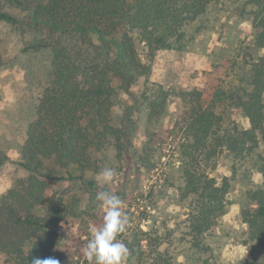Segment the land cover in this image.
Returning a JSON list of instances; mask_svg holds the SVG:
<instances>
[{
  "label": "trees",
  "instance_id": "trees-1",
  "mask_svg": "<svg viewBox=\"0 0 264 264\" xmlns=\"http://www.w3.org/2000/svg\"><path fill=\"white\" fill-rule=\"evenodd\" d=\"M223 1L0 0V31L15 29L24 53L51 52L23 147L21 166L30 176L0 197V255L9 264L48 256L81 264L62 243L60 226L75 220L90 227L100 213L96 195L85 203L68 191L54 192L52 185L81 183L86 172L98 174L110 164L121 174L153 172L168 152L173 162L165 180L187 212L181 243L201 254L210 250L207 240L217 234L231 191L229 179L212 176L218 157L252 161L264 177V0H244L262 54L239 83L169 91L150 76L157 53L184 50L188 28ZM5 66L0 36V72ZM231 109L241 112L247 127L229 118ZM143 112L150 123L168 115L173 120L138 147ZM241 220L248 227L244 243L264 251V181L247 193ZM143 237L141 264H181L158 230ZM203 255L197 263L211 264ZM250 264H264V254Z\"/></svg>",
  "mask_w": 264,
  "mask_h": 264
},
{
  "label": "rangeland",
  "instance_id": "rangeland-1",
  "mask_svg": "<svg viewBox=\"0 0 264 264\" xmlns=\"http://www.w3.org/2000/svg\"><path fill=\"white\" fill-rule=\"evenodd\" d=\"M244 0H224L214 6L187 30L186 44L181 51H159L154 59L150 80L172 91L178 88L201 89L222 85L229 88L239 83L249 71V63L262 54L254 46L256 31L244 7ZM15 15L25 17L20 9ZM0 36L4 42L6 66L0 72V197L6 194L19 180L27 179V172L21 163L24 160L23 147L27 128L35 118V106L50 73L51 52H23L21 39L12 27H2ZM122 98L125 99L124 95ZM118 111L120 109L118 108ZM173 113V109H171ZM174 114V113H173ZM229 118L240 126L247 127L238 110H229ZM140 117V118H139ZM138 117L139 128L135 136L138 147L148 142L150 135L169 126L173 115L159 123H150L143 112ZM172 152L159 163L158 170L140 172L131 169L117 175L113 182L104 184L93 172L84 174L83 182H63L52 185L54 192H70L85 203L100 191H109L123 201L122 212L129 217V224L117 239L128 249L123 264H139L141 251L139 240L143 232L156 229L167 237L170 251L181 264H198L200 255L210 258L211 264L259 263L264 251L256 246L246 245L248 227L241 220V210L246 204L247 193L260 187L264 181L262 171L254 162H240L227 153L221 154L212 176L219 182L227 178L231 182L229 206L221 218L217 234L207 240L209 251H192L183 237V221L186 209L178 202L173 190L166 183L168 168L172 167ZM77 174H80L77 172ZM95 182L92 188L89 183ZM98 202V218L90 227H82L75 220L61 224L62 243L71 248L81 264H95L84 255V248L94 231L103 224L105 210ZM180 241V242H179ZM143 250L147 242H142ZM168 244L164 245L166 249ZM0 264H9L7 257L0 255ZM141 264V263H140Z\"/></svg>",
  "mask_w": 264,
  "mask_h": 264
},
{
  "label": "clouds",
  "instance_id": "clouds-1",
  "mask_svg": "<svg viewBox=\"0 0 264 264\" xmlns=\"http://www.w3.org/2000/svg\"><path fill=\"white\" fill-rule=\"evenodd\" d=\"M104 184H110L117 173L111 167L103 168L98 174ZM96 200L105 210L103 224L94 231L92 238L84 248V255L95 264H123L128 249L117 237L124 233L129 224V217L122 212L123 201L109 191H100ZM31 264H61L54 256L33 257Z\"/></svg>",
  "mask_w": 264,
  "mask_h": 264
}]
</instances>
